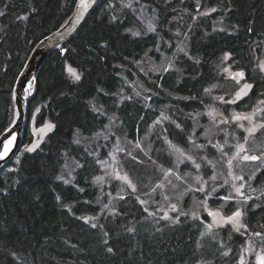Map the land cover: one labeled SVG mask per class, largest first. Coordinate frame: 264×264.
Here are the masks:
<instances>
[{
  "label": "trees",
  "instance_id": "obj_1",
  "mask_svg": "<svg viewBox=\"0 0 264 264\" xmlns=\"http://www.w3.org/2000/svg\"><path fill=\"white\" fill-rule=\"evenodd\" d=\"M77 1L0 0V137L16 118L14 87L23 67L42 39L68 23ZM143 6L153 8L154 31L143 26ZM213 8L216 11L194 18L196 12ZM21 16L27 19H18ZM177 34L188 35L180 50ZM161 51L172 61L162 68L151 66L148 75L140 72L136 62L147 54L161 62ZM227 53L230 67L243 72L252 85L248 95L231 104L232 110L249 111L264 99V71L259 66L264 0H99L79 29L50 51L28 89L22 145L0 167V264L235 262L245 241L242 233L229 226L209 229L203 215L181 212L178 217L175 211L177 217L160 220L163 207L138 198L153 189L158 199L167 194L171 185H164V170L174 166V160L163 131L176 148H190L193 122L184 115L203 109L206 87L224 78ZM69 67L80 74L79 81ZM162 111L182 128L167 123L163 131L150 132ZM199 119L206 120L201 115L198 124ZM47 121L54 127L39 147L21 153L33 141V127ZM120 139L135 147L122 159V168L139 191L118 196L112 187L104 194L94 178L100 173L99 161ZM197 150H187L193 159L176 167L191 172L195 169L190 164L198 161V172H204ZM68 163L75 166L72 177ZM262 184L264 167L254 180L255 186ZM199 191L196 194H203ZM226 194L218 190L206 202L220 207ZM189 199L183 202L186 210ZM224 208L228 214L234 203ZM244 211L247 235L264 233V193L250 199Z\"/></svg>",
  "mask_w": 264,
  "mask_h": 264
},
{
  "label": "rangeland",
  "instance_id": "obj_2",
  "mask_svg": "<svg viewBox=\"0 0 264 264\" xmlns=\"http://www.w3.org/2000/svg\"><path fill=\"white\" fill-rule=\"evenodd\" d=\"M197 8V6H196ZM141 21L145 26H152L151 19L153 16V8L150 6H143L141 8ZM149 12V13H148ZM211 9H204L195 13L194 18L196 21L200 16H204L210 14ZM181 25H185L181 23ZM190 25L186 27L190 28ZM187 28V29H188ZM181 39L180 44L177 45L176 50H180L181 46L185 45L187 42L188 35L177 34ZM228 54V53H227ZM161 55L163 56V61L158 62L154 59L153 56L147 54L145 58L136 62L137 67L140 72L145 75L150 74V67H164V65H168L172 61V57L168 52L161 51ZM226 55V54H225ZM225 55L222 60V72L224 73V78L221 82H215L214 84L207 86V93L204 94V105L201 111L193 112L189 115H184L185 118L189 117L193 124L188 132V140L189 146L187 148H176L177 145L171 143L165 136V130L167 123H173L176 127L179 125V129L182 128V125L173 119L168 113L162 111L160 116L150 125V132H154L156 130H161L164 133L163 142L166 145L167 151L168 147H170L169 151L172 155V160H174V166H167L168 170H164V185L168 182L171 185L165 195L162 193V198L158 199L155 193V189L151 190L152 192L142 193L144 196H138L139 201L143 204V200L148 205L158 204L162 209L159 213L160 220H168L163 219L162 217L167 214L168 217L174 218L180 216V213H188L190 216L198 215L200 218L201 215L205 216L202 220L206 224L207 228L211 225L212 229H217L223 226H229L233 229L231 223L223 224L220 226L221 217L230 216L234 211L239 208L242 211V217L240 218V223L244 225L240 229V233H242L243 239L245 241L242 243L240 247L239 254L237 256V260L232 264H239V260L241 256H243L245 260V264L249 263V261L253 260L256 264V256L257 254H264V244L261 243V236L255 235V232L246 233V227L244 224V216L245 211L244 207L248 204V201L252 198L260 197L264 193V184L255 186L254 180L257 173L264 167V161H245L242 159L244 155H260L261 152H264V129H258L255 134L249 136V134L244 130L245 128L252 127L255 124L264 123V103L259 101L251 110L239 112L232 110V106L230 101L236 100V93L239 92L241 87L248 83L244 76L243 78L236 77L233 78V74L237 72H241L237 69L231 68L228 64V60L230 58V54L227 55V59ZM261 63H264V53L262 58L259 60V66ZM227 69V71H226ZM239 81V82H237ZM250 91V90H249ZM248 91V93H249ZM222 97V99H218ZM244 96H242L243 98ZM241 98V99H242ZM240 100V99H239ZM239 100H236L239 101ZM211 113V115H209ZM239 115L241 117L250 116L251 120L241 119L239 121L233 119V115ZM204 116L206 119L205 122H201L199 119V124L197 119L199 117ZM226 121V122H225ZM52 124L51 122H46L41 126L33 127V141L30 145L25 146L24 150L21 153L26 152V147H31L37 141L39 144L42 142L43 138L50 131L45 129V131L41 132L40 129L44 128L46 124ZM240 125L244 127L241 128ZM247 137V140H245ZM239 144H243L245 151L240 152L239 155H236ZM174 146V147H173ZM194 147L197 152H201L200 160L206 167L204 172H198L196 165H200L198 161H193L190 165L195 170H191V172L183 173L179 170L176 165L177 162L183 160H192L193 155L191 152L187 151ZM211 151H210V149ZM135 149L133 145L124 140H118L115 144L114 148L108 153L107 158L99 161V175L97 178H94L96 186L99 191L102 188L103 193L105 194L107 190L112 189L114 187L115 194L118 196H122L123 192L126 190H130L136 193L139 191L138 183L134 181L126 170L122 168V159L124 157H129V152ZM179 149L180 151H177ZM187 149V150H184ZM143 150L149 155V151ZM168 151V152H169ZM94 158L96 159L98 153L94 154ZM235 156V158H233ZM231 160V165L228 164V161ZM66 167L69 169V176L72 177L73 170L75 166L71 163L66 164ZM142 171V168L139 171L134 172L136 175H139ZM127 176L128 181L131 182L132 185L135 186V190L133 187L129 186V182L120 177ZM215 176V179L212 177ZM243 177V180L234 179L233 177ZM166 180V181H165ZM183 181V184L181 182ZM227 181V183H225ZM243 184V188H241V192L244 193V196H239L233 187V185L239 187ZM159 188L162 187L160 184ZM200 189H203L202 191ZM215 189V190H214ZM203 194H196L195 191H198ZM225 190L226 196L230 197L229 199H223V204L220 207H210L206 202V198H210L213 194H216L217 191ZM169 192V193H168ZM199 195H202L199 197ZM190 197L189 199V209L186 210L184 208V199ZM250 197V198H249ZM107 198L111 200V197ZM245 198L247 199L245 203ZM229 202L234 203V210L228 214H225L224 205H228ZM102 205V204H101ZM175 205V211H173L172 206ZM155 211L154 213H156ZM210 212L219 213L218 216L213 217L209 215ZM216 221L215 223L213 221ZM209 228V229H211ZM224 228V227H223ZM223 264V263H217Z\"/></svg>",
  "mask_w": 264,
  "mask_h": 264
},
{
  "label": "water",
  "instance_id": "obj_3",
  "mask_svg": "<svg viewBox=\"0 0 264 264\" xmlns=\"http://www.w3.org/2000/svg\"><path fill=\"white\" fill-rule=\"evenodd\" d=\"M98 1L99 0H94L93 2V0H88L89 6L87 8H82L79 6L80 0H78L73 15L68 23L61 29L42 39L27 60L14 87V101L16 112L19 113V116H16L13 124L1 135L0 150H2L4 139L10 138L13 132L16 133L17 139L8 156L4 160H0V167L12 158L22 145L23 131L27 118V103L31 96V93L28 90L30 88L29 85H32L33 81L36 79V76L50 51L57 44L79 29L91 9Z\"/></svg>",
  "mask_w": 264,
  "mask_h": 264
},
{
  "label": "snow or ice",
  "instance_id": "obj_4",
  "mask_svg": "<svg viewBox=\"0 0 264 264\" xmlns=\"http://www.w3.org/2000/svg\"><path fill=\"white\" fill-rule=\"evenodd\" d=\"M94 2V0H93ZM80 7L82 8H87L89 6V3H88V0H80ZM33 11H35V9H33ZM211 11H216L215 8L211 9ZM3 15V12H0V16ZM18 19H27V16H21V17H18ZM115 19V18H113ZM150 31H154V29L149 28ZM136 35H138L139 33H135ZM64 51H67L66 49ZM227 55H225V58L227 59ZM260 68L262 71H264V63H261L260 65ZM68 71L70 73V75L72 76V78L75 80V81H79L81 79V76L80 74L77 73V71L74 69V68H71L69 67L68 68ZM227 71V69H226ZM244 76V73L243 72H237V73H234L233 74V78L235 79L236 77H239V78H243ZM239 82V81H237ZM29 87H31V85H29ZM252 88V85L251 84H247L245 83L241 89L239 90V92L236 93V100H239L242 98V96H246L248 95V91L251 90ZM218 99H222V97H219ZM236 100H233V101H230V103H235ZM261 103H264V101H261ZM209 115H211V113H209ZM16 116L18 117L19 116V113H16ZM233 119L234 120H241V119H247V120H251V117L250 116H244V117H241L239 115H236L234 114L233 115ZM226 122V121H225ZM54 127V125L52 124H46L44 126V128H41L40 131L43 132L45 131V129L47 130H51L52 128ZM177 127H179V125H177ZM241 128H243L244 126L243 125H240ZM258 129H264V123H261V124H255L253 125L252 127H249V128H245L244 130L249 134V136H252L253 134H255L257 132ZM10 131V130H8ZM16 139H17V135L16 133H12L10 138H6L4 139L3 141V147H2V150H0V160H4L8 154L12 151V148L16 142ZM245 140H247V137H245ZM78 143V141H77ZM37 147H39V141H37L34 145H32L31 147H26V151L27 152H32L34 151ZM174 147V146H173ZM238 148V151L236 153V155H239L240 152H244L245 151V148H244V145L243 144H239L237 146ZM177 151H180L179 149H177ZM235 158V156L233 157ZM243 160L245 161H264V152H261L260 155H244L242 157ZM17 163H19V161H17ZM232 161L229 160L228 161V164L231 165ZM197 168H199V165H196ZM213 179H215V176L212 177ZM234 179H239V180H243V177L240 176V177H233ZM120 179H123L125 181H128V177L127 176H123V177H120ZM129 182V186L133 187V189L135 190V186L131 184L130 181ZM65 183H68V181H65ZM225 183H227V181H225ZM234 189H235V192L239 195V196H244V193L241 192V188H243V184H241L239 187L233 185ZM201 191L203 189H200ZM215 190V189H214ZM230 197H225L224 199L227 200L229 199ZM250 198V197H249ZM249 198H245V203L247 201V199ZM57 199H59V197H57ZM172 209L173 211H175V205L172 206ZM242 211L237 208L236 211H234L230 216H226V217H221V222H220V226H223V224H227V223H231L232 226H233V230L236 231V232H240V229L242 227H244L243 224L240 223V218L242 217ZM209 215L213 216V217H216L219 215V213H215V212H210ZM163 219H171L170 217L167 216V214H165L164 217H162ZM82 219H85L86 222L88 220H90L91 218H82ZM214 223L216 222L215 220L213 221ZM93 228H96L97 227V224L95 223H92L91 225ZM103 226L101 225V228ZM209 228H211V225L208 226ZM129 232H132L133 229L132 228H129L128 229ZM157 231H159V229H157ZM105 236L108 235L107 232L104 233ZM255 235L257 236H261V243L264 244V235H262L261 233H255ZM105 243H107V241L105 240ZM107 252L108 253H112L113 252V249L112 247H108L107 248ZM223 255L227 256L228 253L227 252H224ZM239 264H245V260L243 258V256H241L240 260H239ZM256 264H264V254H257L256 256Z\"/></svg>",
  "mask_w": 264,
  "mask_h": 264
},
{
  "label": "bare ground",
  "instance_id": "obj_5",
  "mask_svg": "<svg viewBox=\"0 0 264 264\" xmlns=\"http://www.w3.org/2000/svg\"><path fill=\"white\" fill-rule=\"evenodd\" d=\"M76 7V6H75ZM75 10V9H74Z\"/></svg>",
  "mask_w": 264,
  "mask_h": 264
}]
</instances>
